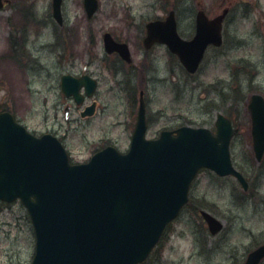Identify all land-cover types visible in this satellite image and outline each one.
I'll use <instances>...</instances> for the list:
<instances>
[{
  "label": "rangeland",
  "instance_id": "obj_1",
  "mask_svg": "<svg viewBox=\"0 0 264 264\" xmlns=\"http://www.w3.org/2000/svg\"><path fill=\"white\" fill-rule=\"evenodd\" d=\"M11 1L0 12V112L10 111L37 135L52 129L50 116L46 117V112H51L42 109H47L55 95L51 85L58 91L53 81L59 75L55 71L51 73L54 76L38 73L41 69L32 66V60L50 64L48 55L54 53L72 54L73 59L99 53L102 41L96 38L108 25L133 21L140 27L163 15L158 0H99L97 13L88 19L82 0H63L67 26L60 29L52 24L51 0ZM219 1L168 0L163 5L176 6L181 26L190 31L198 5L213 15L222 10L214 9ZM230 21L228 48L220 53L210 49L194 77L184 74L173 60L153 62V81L147 94V137L154 139L160 131L180 126L213 130L218 113L230 116L237 128L231 144L232 162L249 179L251 193L243 192L233 178L221 179L201 171L191 186L190 204L167 228L144 264H242L250 250L264 243V163L260 166L252 159L242 106L252 92L264 95V0L234 5ZM101 97L108 107L104 115L90 126H71L67 134L74 163L87 161L93 146L109 140L121 152L128 149L122 127L111 124L124 120L126 105L132 111L135 94L131 103L123 98L118 110L107 94L101 92ZM200 210L223 223L219 235L209 234ZM34 248L33 228L25 208L17 202L0 205V264H31Z\"/></svg>",
  "mask_w": 264,
  "mask_h": 264
},
{
  "label": "water",
  "instance_id": "obj_2",
  "mask_svg": "<svg viewBox=\"0 0 264 264\" xmlns=\"http://www.w3.org/2000/svg\"><path fill=\"white\" fill-rule=\"evenodd\" d=\"M8 0H0V10ZM62 0H52L54 18L61 23ZM88 17L96 0H84ZM223 16L208 20L196 16V34L190 41L176 34L173 13L165 22L148 24L146 45L166 44L189 73H195L209 44L220 45ZM107 52L127 54L105 36ZM94 82L84 77L62 78V92L78 102L80 87ZM256 158L264 154V102L252 96L248 105ZM216 134L199 128H180L176 137L162 132L147 141L143 106L127 154L107 148L89 163L70 165L65 150L53 137L35 138L7 113H0V201L20 199L35 235L32 264H138L146 259L165 227L188 201L190 184L200 169L219 176H234L246 183L230 160L231 123L222 115ZM209 232L222 224L201 211ZM264 246L249 254L245 264H258Z\"/></svg>",
  "mask_w": 264,
  "mask_h": 264
},
{
  "label": "flooded vegetation",
  "instance_id": "obj_3",
  "mask_svg": "<svg viewBox=\"0 0 264 264\" xmlns=\"http://www.w3.org/2000/svg\"><path fill=\"white\" fill-rule=\"evenodd\" d=\"M98 1V9L100 7V1ZM168 0H158L159 4L163 7L161 11L163 12V15L161 16H155L151 20L145 22L143 25H140L138 27V24L131 21L129 23L120 22V23H114L110 24L107 27H105L102 32H100V35L96 38L102 41L101 51L99 53L95 54H86L82 55V57H76L73 59L72 54H60V53H54L48 55L49 57V63L50 64H43L38 59L32 60V66H34L37 70L38 68L41 69V72L38 73H50L47 76L52 75V71L54 74L59 75V77H55L53 83H55L58 86V91L54 88V84L51 85V90L53 92V97L49 104L52 102H56L59 105L58 109H53L46 106L43 107L42 110H49L51 112V115L46 112L47 116L58 117L61 124L63 125L69 120L75 119L77 123L83 126H90L93 121L98 120L100 116H103L105 113V110L108 109L107 106L104 105V99L103 97L100 98L101 92L104 94H107L109 98L114 100L113 105L117 106V110L119 108V104H121L123 98L125 100V103H131V100L134 97L135 94V100H133L134 107H132V111L130 112L129 107L126 105V109H124L125 113L124 120H117L116 122L111 124V127L114 128H120L122 127V132L126 136L127 140L130 142V139L133 135L136 120H137V113L138 108L140 105V100L144 103V114H145V121H146V138L148 135L150 122L148 118L149 113V105H148V99L147 94L151 90V85L153 81V62H159L164 60H173L177 62V67H180L182 72L185 74L184 69L178 62V58L172 54L166 45L161 43H151L146 45L145 40L148 36V30L147 26L151 22L159 21L164 22L167 15L172 11L175 24H176V32L178 36L183 40H190L195 33V14L196 12L203 9L202 5H198L196 8L195 14L193 15V21L190 23L191 30H185L186 26H181L182 23L179 21V18L177 17L176 6L171 7H165L163 5ZM173 3H176L174 1ZM247 3V0H220L217 7L214 9H221V11L216 12L213 15H208L207 11H205L206 16L211 19L219 16L222 14V12H226L224 16V20L221 24V30H220V37L222 40V44L220 47H209L206 53L213 49L215 52H221V50H226L228 48L229 38L231 36V28L232 23L230 21L232 11L234 9V5L241 6L242 4ZM160 8V6H159ZM63 16V23L60 26L61 28H65L67 26V21L64 16V13L62 11ZM28 18V17H27ZM52 24L55 25V23L52 21ZM69 30V28H68ZM109 34L112 38V40L117 44H124L128 48V54H125V58H123L120 54L114 52L111 54H108L105 52L104 49V35ZM65 38V36H64ZM91 43L95 44V47H97L96 41L91 39ZM13 40V45H14ZM163 50V52H162ZM158 52L163 53L162 55H159ZM205 53V55H206ZM33 58V56L31 57ZM40 58V57H39ZM34 59V58H33ZM38 67V68H37ZM33 68V67H31ZM39 71V70H38ZM156 72H158V69H155ZM173 72L168 71V74ZM70 76L72 78H83L88 77L90 80L94 81L95 88L91 90L89 88V84L83 85L80 89L81 94V101L80 103H76L73 97H65L60 92V82L61 78L63 76ZM54 76V75H52ZM56 76V75H55ZM133 94V95H132ZM132 97V99H131ZM119 115H122V113H119ZM48 117V118H50ZM46 120V118H45ZM71 128V127H70ZM178 128V127H177ZM168 129V131H174L175 129ZM70 129L63 128V126H59L57 128L56 125H52V129L48 131H44L40 133V135L34 134L36 136H42L44 134L52 135L53 137L57 138L65 147L66 151L68 152L70 159L72 160V155L70 150L68 149L67 144V134L69 133ZM108 146H114L112 143V140H109L105 142V144L100 146H93L92 154L97 153L100 150H103L104 148ZM86 162V161H84ZM264 163V159L261 163V165ZM260 165V166H261ZM246 177V176H245ZM246 179L249 181V179L246 177ZM248 185L250 186V183L248 182ZM249 191V188H248ZM251 193V190H250ZM264 244V243H262ZM258 244L254 248H257L258 246L262 245ZM253 248V249H254ZM260 264H264V261H262Z\"/></svg>",
  "mask_w": 264,
  "mask_h": 264
},
{
  "label": "bare ground",
  "instance_id": "obj_4",
  "mask_svg": "<svg viewBox=\"0 0 264 264\" xmlns=\"http://www.w3.org/2000/svg\"><path fill=\"white\" fill-rule=\"evenodd\" d=\"M48 107L49 108H52L53 107V109L55 110V109H58L59 108V105L56 102H52L51 104H49ZM48 119L50 120V124L51 125H56L57 128L59 126H63V128H66V129H70L71 130V128H70L71 126L76 125V124L79 125V123H77L75 119L69 120L66 123H64L63 125L61 124V122H60V120H59L58 117H53V115H52Z\"/></svg>",
  "mask_w": 264,
  "mask_h": 264
}]
</instances>
